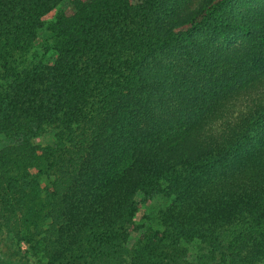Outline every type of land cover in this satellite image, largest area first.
<instances>
[{
    "label": "trees",
    "instance_id": "obj_1",
    "mask_svg": "<svg viewBox=\"0 0 264 264\" xmlns=\"http://www.w3.org/2000/svg\"><path fill=\"white\" fill-rule=\"evenodd\" d=\"M10 236L26 263L264 264V0H0Z\"/></svg>",
    "mask_w": 264,
    "mask_h": 264
},
{
    "label": "rangeland",
    "instance_id": "obj_2",
    "mask_svg": "<svg viewBox=\"0 0 264 264\" xmlns=\"http://www.w3.org/2000/svg\"><path fill=\"white\" fill-rule=\"evenodd\" d=\"M32 56V54H29V57H27V59H31L30 57ZM38 141L42 144V145H47V144H53L55 142V137H54V132L53 131H48L47 133L43 134ZM143 214L142 211H140L135 218L137 220H139L140 216ZM137 235L134 234L130 237L129 240V246H132L135 242ZM9 249V251H16L17 250V243L15 238H12V236H10L7 239H3L2 241L0 240V249L2 251L6 250V248ZM27 249V244L25 242H21L20 246H19V250L20 251H24ZM0 250V264H38L35 260H30L29 263H26L25 261H21L18 260L17 258H13V257H9L6 256L5 254H3V252Z\"/></svg>",
    "mask_w": 264,
    "mask_h": 264
}]
</instances>
